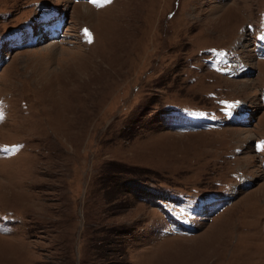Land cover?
Segmentation results:
<instances>
[{
    "label": "rangeland",
    "instance_id": "rangeland-1",
    "mask_svg": "<svg viewBox=\"0 0 264 264\" xmlns=\"http://www.w3.org/2000/svg\"><path fill=\"white\" fill-rule=\"evenodd\" d=\"M262 31L264 0H0V264H264Z\"/></svg>",
    "mask_w": 264,
    "mask_h": 264
},
{
    "label": "bare ground",
    "instance_id": "bare-ground-1",
    "mask_svg": "<svg viewBox=\"0 0 264 264\" xmlns=\"http://www.w3.org/2000/svg\"><path fill=\"white\" fill-rule=\"evenodd\" d=\"M86 5H87V4H86ZM82 9H83V10H85V11L87 10V8H86V7H83ZM100 87H101V86H100ZM175 136H176V135H175ZM186 138H187V137H186ZM225 215H226V214H225ZM207 238H208V237H207Z\"/></svg>",
    "mask_w": 264,
    "mask_h": 264
}]
</instances>
